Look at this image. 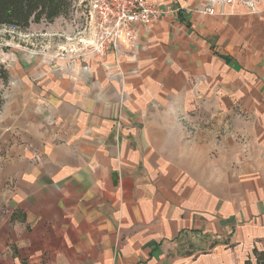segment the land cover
Wrapping results in <instances>:
<instances>
[{
    "label": "crops",
    "instance_id": "0c3cea01",
    "mask_svg": "<svg viewBox=\"0 0 264 264\" xmlns=\"http://www.w3.org/2000/svg\"><path fill=\"white\" fill-rule=\"evenodd\" d=\"M155 1L177 15L139 26L141 35L157 24L193 45L178 44L168 76L187 51L197 62L202 49L238 75L248 70L234 51L264 47V17L252 22L234 4L209 16L190 9L202 0ZM202 21L218 42L228 39L224 48L200 36ZM120 43L123 62L128 46ZM260 53H248L247 67L258 75L261 63L264 81ZM96 55L82 56L86 67L78 57L75 72L62 71L65 63L21 64V87L0 114V264H256L254 251L264 249L259 162L228 150L201 115L186 118L200 126L188 131L179 124L185 116L159 114L163 97L154 91L182 83L155 79L157 62L128 73L123 87ZM141 93L155 102L152 114Z\"/></svg>",
    "mask_w": 264,
    "mask_h": 264
},
{
    "label": "rangeland",
    "instance_id": "374dc122",
    "mask_svg": "<svg viewBox=\"0 0 264 264\" xmlns=\"http://www.w3.org/2000/svg\"><path fill=\"white\" fill-rule=\"evenodd\" d=\"M45 1L46 9L32 14L26 23L0 24V114L6 108L12 89L21 87L20 67L23 61L41 60L51 67L65 63L66 67L62 71L69 69L75 72L74 66L71 65L75 64L78 57L81 59V66L86 67L82 56L93 57L97 54L103 61L108 79H116L123 87L128 73L139 75L136 72L141 68L150 64L153 66L157 62L154 65L158 71L154 74L155 79L163 84L182 83L180 89L175 87L154 91L153 98L161 97L160 94L163 97L161 106H156L158 113L185 116L180 119L179 124L180 128L188 131L199 129L200 126L190 125L194 121L190 122L186 118H197L201 115L204 123L202 127L213 130L212 133L218 140L224 139L228 150L236 151L242 158L257 160L264 170V92L260 91L264 90V81L261 78V63L257 70L258 75L253 71L255 68L247 67L250 65L248 53L250 56L261 54L264 48L262 45H242L234 51L241 56L240 61L246 64L248 70L244 69L238 75H230L232 70H227L226 67L220 68L217 62L211 59V51L206 47L208 51L202 49L197 62L192 60L187 51V63L173 66V72L168 76L164 71L165 65L180 60L173 56L178 44L187 50L192 49L189 44L193 47L192 43H188L184 38L179 39L175 29H165L156 24L149 27L143 35L139 29L135 44H127L128 52L122 57L124 61L120 62L119 47L109 50L106 55L94 50L88 53L83 49L86 43L95 40L97 34L96 19L94 20V14L90 11L91 0ZM50 1L56 2L59 7L52 15L47 14ZM226 4H234L239 9L236 11L243 10V13L250 14L252 22L256 23L259 17H264L260 14L264 12V0H202L200 7L190 9L202 15H224L229 13L224 7ZM211 9L214 11L211 12ZM173 12H170L172 17L177 15L174 10ZM200 25L204 29L200 36L209 40L215 48L220 49L227 45L228 39L224 38L218 42L216 36H211V25L203 21ZM112 52L113 58L108 60L107 56ZM136 79L139 83L144 80L148 83L150 80L146 76H136ZM157 84L160 86L159 82ZM141 96L146 103L145 111L152 114L155 102L148 104L149 99L147 100L145 94L141 93L140 98ZM170 99L174 105H171Z\"/></svg>",
    "mask_w": 264,
    "mask_h": 264
},
{
    "label": "built area",
    "instance_id": "2783aa9c",
    "mask_svg": "<svg viewBox=\"0 0 264 264\" xmlns=\"http://www.w3.org/2000/svg\"><path fill=\"white\" fill-rule=\"evenodd\" d=\"M91 13L96 19L95 40L83 48L89 52L106 55L109 50L117 49L123 40L134 45L139 26H146L159 20L173 8L163 9L155 0H91ZM214 10L211 9V12Z\"/></svg>",
    "mask_w": 264,
    "mask_h": 264
},
{
    "label": "trees",
    "instance_id": "16d2710c",
    "mask_svg": "<svg viewBox=\"0 0 264 264\" xmlns=\"http://www.w3.org/2000/svg\"><path fill=\"white\" fill-rule=\"evenodd\" d=\"M45 3V0H0V24L26 23L32 14L46 9ZM57 10H59L57 3L50 1L47 14L52 15ZM254 255L256 264H264V249L255 250Z\"/></svg>",
    "mask_w": 264,
    "mask_h": 264
}]
</instances>
